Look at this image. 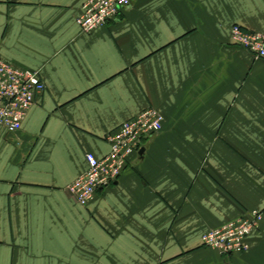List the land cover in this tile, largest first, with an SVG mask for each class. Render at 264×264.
Masks as SVG:
<instances>
[{"label": "crops", "instance_id": "crops-1", "mask_svg": "<svg viewBox=\"0 0 264 264\" xmlns=\"http://www.w3.org/2000/svg\"><path fill=\"white\" fill-rule=\"evenodd\" d=\"M86 1L0 0V59L45 85L20 132L0 128V264H264V219L243 254L201 243L264 215V62L230 39L264 34V0H132L82 34ZM146 109L161 132L79 206L85 155Z\"/></svg>", "mask_w": 264, "mask_h": 264}, {"label": "built area", "instance_id": "built-area-1", "mask_svg": "<svg viewBox=\"0 0 264 264\" xmlns=\"http://www.w3.org/2000/svg\"><path fill=\"white\" fill-rule=\"evenodd\" d=\"M132 0H88L75 19L80 33L89 34L116 19ZM234 45L247 51L255 60L264 62V34L254 33L236 25L230 30ZM45 91L38 71L23 69L0 59V128L16 135L36 98ZM163 117L154 109H146L123 123L106 140L109 152L101 159L87 153L86 171L68 187L76 203L86 207L98 190L116 183L130 157L138 155L142 142L161 132ZM264 215L251 211L247 215L211 229L201 237L205 249L229 257L247 252V237L259 228Z\"/></svg>", "mask_w": 264, "mask_h": 264}, {"label": "water", "instance_id": "water-1", "mask_svg": "<svg viewBox=\"0 0 264 264\" xmlns=\"http://www.w3.org/2000/svg\"><path fill=\"white\" fill-rule=\"evenodd\" d=\"M143 154V149L139 151V155L141 156Z\"/></svg>", "mask_w": 264, "mask_h": 264}, {"label": "rangeland", "instance_id": "rangeland-1", "mask_svg": "<svg viewBox=\"0 0 264 264\" xmlns=\"http://www.w3.org/2000/svg\"><path fill=\"white\" fill-rule=\"evenodd\" d=\"M77 27H78V26H77ZM21 129H22V128H21ZM20 131H21V130H20ZM20 131H19V132H20Z\"/></svg>", "mask_w": 264, "mask_h": 264}]
</instances>
